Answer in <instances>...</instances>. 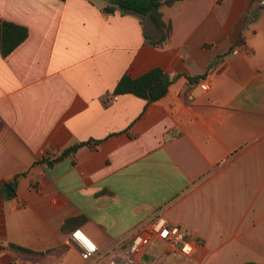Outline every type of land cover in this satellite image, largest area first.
<instances>
[{
    "label": "crops",
    "instance_id": "1",
    "mask_svg": "<svg viewBox=\"0 0 264 264\" xmlns=\"http://www.w3.org/2000/svg\"><path fill=\"white\" fill-rule=\"evenodd\" d=\"M106 1L0 0V21L26 28L0 54V264H79L70 231L100 247L154 212L193 249L152 239L141 264H264V0L161 4L157 43L146 14ZM152 66L170 79L159 98L112 91Z\"/></svg>",
    "mask_w": 264,
    "mask_h": 264
},
{
    "label": "trees",
    "instance_id": "2",
    "mask_svg": "<svg viewBox=\"0 0 264 264\" xmlns=\"http://www.w3.org/2000/svg\"><path fill=\"white\" fill-rule=\"evenodd\" d=\"M173 1L174 0H107L103 5V9L106 13L118 11L119 13L146 14L154 28L157 30V35L150 41L157 43L165 40L171 31V23L169 20H164L162 18L159 6L161 4H170ZM25 35L26 28L23 25L8 20L0 21V54H7L25 37ZM143 35L146 41H149L147 35L145 33ZM169 81V77L159 66H152L135 76L122 73L116 80L112 91L117 93L130 92L150 101L159 98L166 92ZM86 142V140L75 142L64 147L53 157H40L39 160L46 165H51L55 160L74 151L77 146ZM75 218L76 217H70L65 219L62 222V228H66L69 222L76 220ZM7 246L10 252L16 256L30 259L38 258L44 253L53 250V248L34 250L14 242H8ZM241 264L263 263L245 261Z\"/></svg>",
    "mask_w": 264,
    "mask_h": 264
},
{
    "label": "built area",
    "instance_id": "3",
    "mask_svg": "<svg viewBox=\"0 0 264 264\" xmlns=\"http://www.w3.org/2000/svg\"><path fill=\"white\" fill-rule=\"evenodd\" d=\"M262 4V1H259ZM236 52V47L231 49ZM207 81L200 82L202 88H206ZM187 99L192 95L184 90ZM112 98H115L112 95ZM51 150H41L40 157H53ZM69 241L78 247L80 257L79 264H141L138 260L141 252L152 239L162 240L167 244V249L181 255H189L192 252V242L186 230L168 221L161 213H152L144 222L140 223L127 234L111 240L104 246L96 243L80 228H75L68 234Z\"/></svg>",
    "mask_w": 264,
    "mask_h": 264
},
{
    "label": "rangeland",
    "instance_id": "4",
    "mask_svg": "<svg viewBox=\"0 0 264 264\" xmlns=\"http://www.w3.org/2000/svg\"><path fill=\"white\" fill-rule=\"evenodd\" d=\"M155 249H157V248H155ZM144 257H145V258H147V257H148V255L146 254V252H144Z\"/></svg>",
    "mask_w": 264,
    "mask_h": 264
},
{
    "label": "water",
    "instance_id": "5",
    "mask_svg": "<svg viewBox=\"0 0 264 264\" xmlns=\"http://www.w3.org/2000/svg\"><path fill=\"white\" fill-rule=\"evenodd\" d=\"M4 185H6V183Z\"/></svg>",
    "mask_w": 264,
    "mask_h": 264
}]
</instances>
